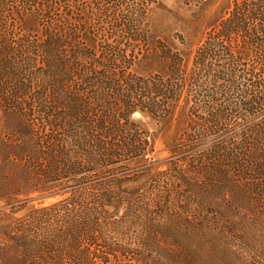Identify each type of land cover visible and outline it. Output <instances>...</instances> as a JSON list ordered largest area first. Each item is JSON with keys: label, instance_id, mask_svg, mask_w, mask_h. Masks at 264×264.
<instances>
[{"label": "trees", "instance_id": "obj_1", "mask_svg": "<svg viewBox=\"0 0 264 264\" xmlns=\"http://www.w3.org/2000/svg\"><path fill=\"white\" fill-rule=\"evenodd\" d=\"M79 1L0 0V201L63 195L8 214L1 264H264V0L194 47L150 44L158 0ZM135 113L184 117L166 167Z\"/></svg>", "mask_w": 264, "mask_h": 264}, {"label": "rangeland", "instance_id": "obj_2", "mask_svg": "<svg viewBox=\"0 0 264 264\" xmlns=\"http://www.w3.org/2000/svg\"><path fill=\"white\" fill-rule=\"evenodd\" d=\"M55 2L57 7L64 9L66 5H74V0H51ZM90 0H80L79 2L88 4ZM7 5L1 7V13L10 18H16V10L19 9L18 0H7ZM228 0H158L157 7L150 12V18H145L143 25L146 29H151L154 34L153 39L150 40V44H154L161 39L166 38L171 40L175 46L180 47L182 44L180 41L190 43L192 47L196 46L199 39L203 36L207 26L219 15L222 14ZM36 35V32H34ZM111 41V39H109ZM145 65L138 66L137 70L140 72L145 71ZM135 117L139 118L148 129L149 132L155 134L154 141V157L157 159V164H161L166 167L167 153L165 152V144L163 140L167 137L173 139L180 131V127L184 125V117L180 116L178 119L172 121L169 126L162 125L155 119L142 116L139 113H135ZM5 125L3 114L0 109V139H1V127ZM168 138V139H169ZM0 166H1V141H0ZM34 166V164H33ZM35 170V168L33 169ZM35 171H31L33 175ZM1 173V171H0ZM100 178L96 176L89 179L86 187H96ZM17 187L23 192L18 190L15 193L12 201L6 203L0 201V264H1V223L5 219L9 218L8 214L11 212L10 219L14 221L20 216L24 215L30 209H36L38 207L49 205L63 197V195H52V192L48 191H25V185L22 181L18 182ZM57 188L54 191L60 192L63 189L60 185L55 186ZM148 187V186H145ZM209 204H216L217 201L213 198H208ZM219 203V201H218ZM217 203V204H218ZM8 242V241H7Z\"/></svg>", "mask_w": 264, "mask_h": 264}]
</instances>
